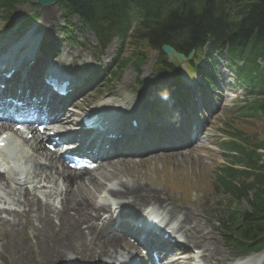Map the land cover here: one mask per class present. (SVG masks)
<instances>
[{"label": "bare ground", "instance_id": "6f19581e", "mask_svg": "<svg viewBox=\"0 0 264 264\" xmlns=\"http://www.w3.org/2000/svg\"><path fill=\"white\" fill-rule=\"evenodd\" d=\"M54 14L55 10L45 9V13L40 18L39 23L44 25L49 22ZM54 119L61 120V117ZM50 125H47V129ZM41 138L39 137V140ZM35 147L38 148L36 153L40 157L45 160L50 159L51 153L46 147L41 143H35ZM133 162L131 158L105 160L104 165L118 166L114 172L109 174V177H104L105 179L112 178L116 180L115 184L109 187L106 184H100L102 179L98 183L95 172L88 171L86 177L91 179L90 185L87 183L83 184L86 179L78 182L79 195L75 194L73 190L64 193L65 191L62 188L60 189L58 183L55 184V198L52 195H44V198H40L35 193H28L20 187L15 203L17 208H4L0 214V225L2 227L11 225L16 233H25V231L30 230L33 234L30 238L35 239L32 247L36 250L40 248L44 253L41 255L42 258L34 259L29 257L25 259V254L22 252L18 255L17 260L12 254L9 264H53L57 259L70 256L76 250L81 256L87 258L95 257L100 259L105 257L111 262L115 261V258L112 257L118 254V245L106 238L108 236L105 228L107 218L102 219V214L104 216V213L101 214V211L107 210L106 207H109V205H105L102 202L101 204H96L93 200L95 199L93 190L100 191L106 188V198L102 201H112V204H116L113 199L119 203L141 204V201L146 199L150 201L156 197L155 193L148 187L145 188L144 185H138L139 180H141L139 175H134L130 171L127 172V168ZM54 164H56L55 160ZM104 165L99 167V170L104 169ZM50 166L53 172V167L51 164ZM123 168L125 171H123ZM129 175L135 177L136 180L131 181ZM90 186H93V188ZM56 199L58 203H56ZM171 209L169 204L164 205L163 210L165 212H171ZM7 214L13 217L8 218ZM184 214L183 210L182 216ZM190 220V217L185 214L184 218L179 220L178 231L184 232L192 239L193 243L197 244V238L201 239L203 236L197 235V226ZM195 223L199 225V221L195 220ZM12 240L11 243H8L9 249L16 251L22 247L21 240L20 242L17 238Z\"/></svg>", "mask_w": 264, "mask_h": 264}, {"label": "trees", "instance_id": "16d2710c", "mask_svg": "<svg viewBox=\"0 0 264 264\" xmlns=\"http://www.w3.org/2000/svg\"><path fill=\"white\" fill-rule=\"evenodd\" d=\"M16 0H0V5L11 6ZM90 0H69L66 3L71 11L82 13L87 18L89 6L84 4ZM110 2L111 0H107ZM146 4L147 1L155 2L150 9L153 13L147 30L142 34V39L149 45H160L170 39L171 36L179 34L181 30L186 31V40L189 42L202 41L207 33L219 34L222 28L227 27L229 31L238 28L239 34L244 36L254 35L264 41V0H187L190 8L189 15L182 20L179 17V7L182 0H170L162 12V7L158 6L161 0H138ZM264 146V144H263ZM260 159V158H259ZM259 160H253L255 163L251 174L243 173L239 170H229V173H236L243 176L240 186H236L231 178L223 177L226 188L234 190L233 193L237 199L241 196L248 198V203L252 206V215L241 213L242 218L250 220H264V164H259ZM226 171V170H225ZM233 177L234 175L229 174ZM255 189V192L249 195V190ZM259 213V214H258ZM258 214V217H257Z\"/></svg>", "mask_w": 264, "mask_h": 264}, {"label": "rangeland", "instance_id": "374dc122", "mask_svg": "<svg viewBox=\"0 0 264 264\" xmlns=\"http://www.w3.org/2000/svg\"><path fill=\"white\" fill-rule=\"evenodd\" d=\"M58 7V11L56 12V15L54 18H51L50 25L52 23L61 22L62 20V9L57 5L47 6V7ZM34 7L38 8V12L40 16L43 15L44 9H48L46 6H37V3L33 0L30 2H20L17 3L15 8L16 12H20L17 14V17H14L13 19L15 21H18L21 19L24 15L32 13V11L35 9ZM57 9V8H56ZM3 10V9H1ZM39 16V17H40ZM1 17L4 18V16L1 15ZM39 20V19H38ZM38 22V21H37ZM22 29V28H21ZM21 29H18L17 26L10 27L8 29H5L4 23L0 19V31H7L8 36L18 35L21 32ZM142 44L146 47L147 45L146 41L143 40ZM142 45L140 44V48ZM147 50V49H146ZM140 51L136 48L132 50L129 48L126 52L127 55H132L130 58H132L134 61H136V58L133 56V54L139 53ZM126 55V56H127ZM152 58L148 61L147 65L141 70V78L142 76L146 78V80L150 81L153 80L150 78V73L152 71L151 63L154 62V58H156V54L153 52L151 54ZM127 71L132 72L133 75H135L134 69L132 66H128L124 71L123 75ZM150 88V87H149ZM255 121L254 125H250L249 123L252 121ZM264 118H254V119H248L244 122H236L241 127L245 128L244 130H253L255 128L258 131H262L264 134ZM217 126V124L215 125ZM214 126V127H215ZM247 131V132H248ZM264 137V135H263ZM208 142V141H207ZM206 142V144H207ZM215 142H211L210 146H215ZM216 151H213L212 149L206 148L204 150L199 151V153L203 154V157H197V160L191 159L190 157H178V156H165V157H159L155 156L154 159H146L147 157H140V161L138 163H133L130 167L127 168V172L130 171L134 175H139L141 180H139L138 185H146L150 189H154L158 193H160L164 198H169V200L173 202L182 201L186 202L190 201V198L187 197L188 194H183V190H194L198 193V205H200L203 197L206 200V205H204L203 209L206 211V215L209 217V219H213V215L215 214L214 210L211 209L212 202H215L219 198V193L213 192V186H212V180L215 176V165L218 163L217 159L220 156V153L217 149ZM145 159V160H143ZM118 168V166H117ZM115 170V167L108 166L105 169V172H113ZM123 171L125 169L123 168ZM129 179L131 181L136 180L135 177H132L129 175ZM101 179V178H99ZM110 180H107L106 182H109ZM76 185H72V190L76 192ZM8 192H11L10 195L16 196V193L14 190H9ZM77 193V192H76ZM182 193V196H181ZM205 195V196H204ZM183 197L182 200H179L178 198ZM224 198V197H223ZM221 198H219L220 200ZM242 204L239 206L240 209H244L247 207V205L244 203V201L241 202ZM206 221V220H205ZM209 227V226H208ZM218 234V233H217ZM33 234L30 230L25 231V233L22 232H13L12 227L10 225L1 226L0 225V264H9V259L11 258V255L13 254L14 258L16 253L19 254L23 250L25 251L26 257L29 253V249L32 248V243L34 242L32 237ZM17 238V240L21 244L24 245V247L18 248L17 250H20V252H12L11 249L8 247V243H11L13 240ZM15 253V254H14ZM35 254L34 249H32V255ZM18 255H16V258ZM65 262L64 257L59 258V260L56 261L55 264H63Z\"/></svg>", "mask_w": 264, "mask_h": 264}, {"label": "water", "instance_id": "95a60500", "mask_svg": "<svg viewBox=\"0 0 264 264\" xmlns=\"http://www.w3.org/2000/svg\"><path fill=\"white\" fill-rule=\"evenodd\" d=\"M43 1V0H42Z\"/></svg>", "mask_w": 264, "mask_h": 264}]
</instances>
